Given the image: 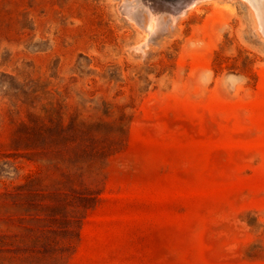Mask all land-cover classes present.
Masks as SVG:
<instances>
[{"label":"rangeland","instance_id":"rangeland-1","mask_svg":"<svg viewBox=\"0 0 264 264\" xmlns=\"http://www.w3.org/2000/svg\"><path fill=\"white\" fill-rule=\"evenodd\" d=\"M181 1L0 0V264H264V1Z\"/></svg>","mask_w":264,"mask_h":264},{"label":"bare ground","instance_id":"bare-ground-1","mask_svg":"<svg viewBox=\"0 0 264 264\" xmlns=\"http://www.w3.org/2000/svg\"><path fill=\"white\" fill-rule=\"evenodd\" d=\"M200 1H203V0H183V1H181L182 3H184V9L185 8H192V7H194L198 2H200ZM206 1V0H205ZM255 1V0H254ZM257 1V0H256ZM262 1H264V0H262ZM140 2H141V0H140ZM151 2V1H150ZM143 3H145V2H143ZM199 4V3H198ZM151 6V5H150ZM153 6V5H152ZM183 7L181 6L178 10V12H180L181 14H184L185 12L184 11H186V9L185 10H183ZM196 7V6H195ZM150 8V7H149ZM158 9V8H157ZM162 9V8H161ZM155 10H156V7H155ZM164 10V9H163ZM180 10H182V11H180ZM189 10H191V9H189ZM189 10H187V11H189ZM150 11V10H149ZM151 11H153V9H151ZM175 11H177V10H175ZM159 13V10L158 11H156V12H154V21L153 22H155L157 19H158V13ZM150 13H153V12H150ZM163 14V13H162ZM187 14V13H186ZM153 15V14H152ZM161 15V14H160ZM261 15V14H260ZM263 15V14H262ZM262 17V16H261ZM264 17V16H263ZM172 18V17H171ZM151 19H152V17H151ZM175 19H176V17H175ZM262 20V19H261ZM261 23H262V21H260ZM151 24H152V22H151ZM154 24V23H153ZM263 24V23H262ZM261 24V25H262ZM156 24H154V26H155ZM151 26V25H150ZM151 28V27H150ZM154 28V27H153ZM155 28H156V26H155ZM154 30V29H153ZM148 34V33H147ZM148 36V35H147ZM142 46V45H141ZM140 49V48H139ZM142 49V48H141Z\"/></svg>","mask_w":264,"mask_h":264}]
</instances>
